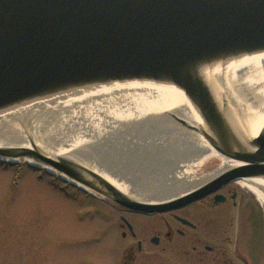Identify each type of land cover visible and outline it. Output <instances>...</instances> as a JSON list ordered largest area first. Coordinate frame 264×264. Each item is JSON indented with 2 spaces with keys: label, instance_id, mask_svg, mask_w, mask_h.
Wrapping results in <instances>:
<instances>
[{
  "label": "water",
  "instance_id": "95a60500",
  "mask_svg": "<svg viewBox=\"0 0 264 264\" xmlns=\"http://www.w3.org/2000/svg\"><path fill=\"white\" fill-rule=\"evenodd\" d=\"M0 161L137 213L264 188V0H0Z\"/></svg>",
  "mask_w": 264,
  "mask_h": 264
},
{
  "label": "rangeland",
  "instance_id": "374dc122",
  "mask_svg": "<svg viewBox=\"0 0 264 264\" xmlns=\"http://www.w3.org/2000/svg\"><path fill=\"white\" fill-rule=\"evenodd\" d=\"M238 187L251 205L237 211L236 222L241 221L243 230L238 243V226L232 227L229 247L262 246L264 251V204ZM111 210L102 199L23 162L5 169L0 166V264H114L118 259L111 244L116 233L111 221H105Z\"/></svg>",
  "mask_w": 264,
  "mask_h": 264
},
{
  "label": "flooded vegetation",
  "instance_id": "af4514ba",
  "mask_svg": "<svg viewBox=\"0 0 264 264\" xmlns=\"http://www.w3.org/2000/svg\"><path fill=\"white\" fill-rule=\"evenodd\" d=\"M0 166L5 169L11 165L0 162ZM238 186V182L230 183L200 201L165 213L131 212L105 201L112 207L105 221H111L116 233L111 244L118 259L114 264H236L234 258L239 264H263L262 246L254 250L246 245H235L234 250L229 247L237 211L251 205ZM259 214L262 217V211ZM240 222L238 243L243 230ZM104 227L110 233V228Z\"/></svg>",
  "mask_w": 264,
  "mask_h": 264
},
{
  "label": "bare ground",
  "instance_id": "6f19581e",
  "mask_svg": "<svg viewBox=\"0 0 264 264\" xmlns=\"http://www.w3.org/2000/svg\"><path fill=\"white\" fill-rule=\"evenodd\" d=\"M238 184L252 192L257 197V199L264 204V188L243 181H238Z\"/></svg>",
  "mask_w": 264,
  "mask_h": 264
}]
</instances>
